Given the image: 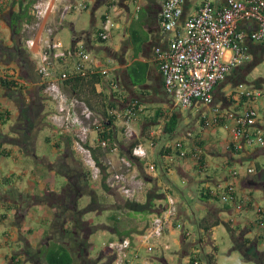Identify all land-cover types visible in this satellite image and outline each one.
Masks as SVG:
<instances>
[{"label":"crops","instance_id":"obj_1","mask_svg":"<svg viewBox=\"0 0 264 264\" xmlns=\"http://www.w3.org/2000/svg\"><path fill=\"white\" fill-rule=\"evenodd\" d=\"M130 1L92 0V4L88 5L84 11L88 14V23L84 22V19L82 20V13L73 14L72 19L77 22L81 20L84 26L78 30L73 28L74 42L72 35L70 45H66L65 48L71 49L75 42H82L90 52L96 68L103 65L114 67V75L119 81L121 93H111L103 81L100 89L94 88V93L97 96L93 95L91 98L88 88H82L80 91L84 97H88L94 109L102 112L109 107L107 103H111V107L122 109L131 99L139 98L146 104L147 108L137 125L139 135L136 138H140L143 129H147L146 131L154 132L155 139L159 138L164 142L168 139L170 144L180 141L183 144L182 149L186 151L185 157L175 159L173 174H169L165 169V154L160 153L163 146L158 147V142H156L153 150H149V159L156 163L157 173L151 181H147V185L149 189L154 188L153 184L157 185V192L162 187H169L178 199V220L185 227L186 224H189L193 236L190 239L185 238L180 229L166 231L161 240L162 247L150 257L147 256L142 247L140 248L139 252L142 259L149 258L151 264H189L186 263V260L188 261L189 256L194 253L195 259L201 263L203 261L205 264V259L202 258L209 254L213 257V264H216L215 242L211 239V235L213 238L215 231L219 228H224L229 232L231 241L235 247L239 248L243 259L254 260L252 251L259 252V256L263 258L264 206L255 193L264 188V147L249 145L241 138L237 141L238 147L235 148L231 134L224 127L203 128L202 118L204 115L211 116L212 111L211 105L199 102L194 103L189 108V116H193L194 121L189 117L182 116V119L179 118L174 135L163 134L164 122H153L155 119H150V117L155 114L156 109L173 111L174 106L173 104L171 108L166 106V101H171V99L165 94L162 77L155 62L154 51L157 47L167 49L175 31L163 30L160 23L161 7L159 0H132L133 6H131ZM202 1L183 0V13L178 28L182 29L184 19L192 14ZM209 1L215 7H220L223 4V0ZM20 3L21 0H0V264H19L21 261L24 264H45L40 255V249L53 241L60 243H68L69 241L66 233H63L66 227L63 230L59 228L53 233L55 222L59 225V219L61 218L63 221L66 217L60 214L62 211L58 207L59 199L65 187H62L61 190L56 188V190H51L46 182L49 180L50 174L56 170L54 165L56 159L65 150L63 147L64 139L61 140L60 136L53 134L52 131L47 132L41 138L40 132L45 128L42 126L35 127L36 124L33 122L30 124V130H27L26 127H16L19 128L16 131L20 137L17 138L18 140L14 139L13 142H9V138L3 131L5 128L10 129L12 122L22 124V126L27 125V119L16 121L20 113L19 103L22 98L28 102L38 97L41 103V115L45 112L51 114L55 110V105L49 99L45 100L42 95H37L38 91L37 93L34 92L41 85L35 63L42 46L38 37L43 35L49 22L52 23L58 18L60 12H58L57 6V12L47 14L40 19L36 18L35 25L30 24L34 25L33 32L19 38L13 35L10 30L9 18L14 11L18 10ZM106 11H113L117 20L120 21V25L112 30L106 45L96 40L93 43L92 37L94 35V39H97L94 33L98 31ZM88 26L89 28H87ZM254 27L253 23L244 21L238 24L239 30L248 31ZM22 30L24 29L22 28ZM30 38L35 40L32 46L26 43ZM14 43L19 44L21 50H14ZM243 44L250 51L251 58L248 62L233 68L226 77L228 80L225 79L226 82L225 80L221 81L214 88L211 104L214 103L213 105H216L218 110L238 112L249 103L245 99L236 102L230 98L231 90L238 83L242 82L254 88H264V42L257 43L245 39ZM5 47H8V50H4ZM22 51L28 54L31 64L25 62ZM59 53V51H54L56 69L59 71L66 70L73 59L69 54L65 64L57 57ZM136 66H145L146 70L143 82L134 85L129 70L138 68ZM1 70L7 74L13 73L15 79L20 82L11 81L20 85L22 90L2 84L1 80L10 81V79L3 78ZM248 76L252 77L251 81L246 80ZM226 86L227 90H224L223 88ZM30 95H35V97L31 99ZM216 96L218 97L215 98ZM263 103L264 101L256 103L260 113V107ZM33 120L31 119V121ZM7 121L11 124L8 125ZM256 126L264 129V115L262 113L257 119ZM37 130L38 133L36 134ZM111 135L118 142L124 140L118 128L113 129ZM32 136L33 139H31ZM40 139L52 147V154L54 158L56 156L52 161L48 156L35 154V147ZM141 141L144 140L141 138L138 142ZM197 143L202 144L201 149L198 148L202 155L200 164L189 157L194 148L197 150ZM12 149L19 152L16 154L17 156L13 154ZM23 153L30 156L28 161L20 158ZM173 154L177 155L176 153ZM8 155H12L15 163L19 164L20 167L15 166L16 164L10 165L4 159V156ZM236 167L242 169L254 167L255 171L251 174L243 173L239 177H233L230 170ZM192 169H197L194 171L200 174L196 175ZM17 171L25 174V178L19 181L18 186L9 184L10 176ZM221 181L235 184L239 201L243 195H248L249 199L241 209L235 208V204L232 202L220 201L217 196L199 200V190L202 187L204 193L208 191L213 195L212 192L216 191V185ZM178 182L182 184L181 187H178ZM172 184L174 188H177L172 189ZM90 188L98 192L96 187ZM34 204L40 208H33ZM150 215L151 213L148 214L149 217ZM69 219L68 217V221ZM208 225L212 226L204 230L203 227H208ZM115 230L110 232L102 229L100 232L103 234L109 232L113 239L122 238L118 237ZM123 230L126 229L123 228ZM137 234L133 232L131 235L136 236ZM250 256L251 258H248ZM143 261H138L136 264H145Z\"/></svg>","mask_w":264,"mask_h":264},{"label":"built area","instance_id":"obj_2","mask_svg":"<svg viewBox=\"0 0 264 264\" xmlns=\"http://www.w3.org/2000/svg\"><path fill=\"white\" fill-rule=\"evenodd\" d=\"M55 1L38 0L32 5L31 14L40 19L57 12ZM159 1L160 23L163 30L175 31L167 49L157 47L154 51L165 94L171 99L173 106L180 110L189 109L196 102L210 105L213 101L214 88L226 79L233 68L250 60V51L243 44L245 39L257 43L264 42V0H223L220 7H215L209 0H203L197 9L184 19L182 29L178 28V24L183 13V0ZM80 6V10L87 8L84 3ZM72 9L73 5L70 3L64 7V12ZM112 14L113 11H106L103 14L97 31V39L100 41L108 40L112 30L120 25V21ZM243 21L253 23L255 27L248 31L239 30L238 24ZM34 25L25 23L22 28L32 29ZM56 30L55 26H46L43 35L38 37L42 46L35 63L43 91L55 105V110L49 118L57 127L71 126L76 129L73 150L81 156L91 180L100 183L103 181L108 190L119 193L126 200L135 201L143 186L138 167L150 177L156 176L157 173L156 163L149 159V150H153L157 144L154 132L149 130L148 138L134 142L139 135L137 125L146 112V104L139 98H133L122 109L114 107L106 109L107 114L112 116L111 124L108 119H105L104 123L96 118L92 121V125L97 127L98 135L93 138L98 144L96 147L106 153L104 158L101 156L95 159L93 145L87 142L92 111L77 96L67 94L61 85L73 76L87 77L99 74L111 93H121L122 89L114 75V67L103 65L96 68L90 52L82 42H75L71 49L64 48ZM34 41L30 38L26 43L32 46ZM54 51L60 52L57 57L65 64L66 58L71 55L73 60L66 70L56 69ZM1 74L3 78L16 80L13 73L7 74L1 70ZM101 80L94 83V88H101ZM230 98L236 102H241L244 98L249 103L238 112L213 108L211 116L204 115L202 118V127H224L231 134L235 148L238 147L237 141L241 138L249 145L264 147V129L256 126L260 114L264 115V103L260 107L261 113L256 106V103L264 101V88L238 83L231 90ZM79 104H82L81 110ZM161 122L164 121L160 119L159 123ZM115 127L120 129L124 140L130 141L126 148L119 144L114 136L111 140L99 137L100 132L108 131L111 134ZM164 146L178 149L177 155L171 152L165 155V169L169 174H173L175 159L185 157L186 151L181 148L180 141L173 144L167 142ZM110 156L116 158L114 165L108 159ZM199 157L200 150L195 148L190 158L196 162ZM254 171V167L246 169L236 167L230 170V174L239 177L243 173L251 174ZM138 176L140 179H137ZM158 193L163 195L165 203L158 205V210L151 213L145 227L137 234L139 239L133 240L130 236H125L103 243V247L111 251L109 264H136L141 260H144L145 264H151L149 258L142 259L139 252L141 247L150 257L162 247L161 240L166 231L180 229L185 238L190 239L193 236L192 231L178 220V199L169 187H162ZM212 193L224 203H234L237 209H241L249 199L245 194L239 201L235 184L228 181L218 183L216 191ZM193 264L202 263L195 259Z\"/></svg>","mask_w":264,"mask_h":264},{"label":"rangeland","instance_id":"obj_3","mask_svg":"<svg viewBox=\"0 0 264 264\" xmlns=\"http://www.w3.org/2000/svg\"><path fill=\"white\" fill-rule=\"evenodd\" d=\"M70 3H71V5H73V9L71 11L65 13L64 7ZM83 3L86 4V6L88 7V5L92 4V0H56L55 1V5L58 6V8H59L58 12H60V14H59L57 19L52 21V23L49 22V25H47V26H52V27L55 26L57 28V30H56L57 36L60 37V39L62 40L64 48L66 45H70V43H71L72 35H73V28H74V30H78L84 26L81 20H80V22H77V21H74V19H72L73 14L78 15V14L82 13L83 14L82 20L84 19L83 21L84 22L86 21L87 23L89 21L88 14L86 12H84L85 10L79 9L81 7L80 5ZM130 4H131V6H133L132 0L130 1ZM61 14H62V16H61ZM112 15L116 16L114 13ZM87 28H89V26ZM23 32H24L23 33L24 36L25 35L27 36V35L31 34L32 29L27 28V29L23 30ZM94 34H95V38H97V32ZM92 40H93V43H94V40H96L97 42H99L101 44H105V45H106V41H109V39L106 41H100L99 39L98 40L94 39V35L92 37ZM261 65L263 67V64H261ZM35 69H36V66H35ZM226 80H228V79H226ZM226 80H225V82H226ZM246 80L251 81L252 77L248 76ZM38 89L39 88H36L34 90V92L37 93V91H39ZM223 89L227 90V86L224 87ZM67 94L71 95L70 93H67ZM41 95H42L43 99H45V100L48 99L46 97V94L44 93V91L41 92ZM76 96L79 100H82L86 105H88L87 99L83 95L78 94ZM29 97L32 99L35 97V95L34 96L30 95ZM217 97L218 96H216L215 98H217ZM36 100H38V97H36L35 100H31L28 102L25 101V103L31 104L34 106L36 104L35 103ZM216 102H220V101H216ZM213 104H210L211 105V111L213 108H217V106L213 105ZM166 106L171 108L172 107V101L167 100ZM88 107L92 111V115L90 117V122H91L90 127H89L90 130L87 132V142H90L93 145V148L95 149V152H96V155L98 158L99 157L101 158V156L104 158L106 156V153L104 151H102L101 149L96 147V146H98V144L93 139L94 137H97L98 134H96L97 127L95 125H92V121L95 120V118L100 119V117L90 108L89 105H88ZM79 109L80 110L82 109V104H79ZM166 111H169V110L165 109L164 112H166ZM173 111L178 114L180 119H182L183 117H189V119H192L194 121V117L189 116L190 115L189 109L180 110L177 107H174ZM22 114L19 113V115L16 118V121L19 119H27V121L29 123H27V125H25L24 127L29 128L30 123L33 122L34 124H36L35 127L42 126L45 128L44 130H42L40 132L41 138H42V136L47 134V132H51V131L53 134H56L58 136H60L62 134L63 135L66 134V135H69V137H70L71 141H70L69 145H67L66 141L64 140L63 147L65 150L62 152L63 155H61L59 161L58 162L56 161V163L54 164L56 166V170H55V172L50 174L49 180L46 181L48 187L51 190L52 189L61 190V188L66 185V179L67 178L65 175H63V173H65V174L67 173V177H69V180L74 181V182L71 181V182H73V183H71V185L69 184L70 190H68L69 193H67V194H69V195H67L68 198L71 197L73 199L74 206H73V204L71 206L69 204V205H67V209L70 210V207H72V206H73V208H75V207L76 208H78V207L84 208L90 200V194L92 195L95 193L98 196L99 204L95 205L96 209L94 211L87 212L84 215L85 220H88L89 223H91L92 225H94L95 227L98 228L89 237V243H90L89 249H88L89 256L96 258V257H99V255L101 253H104L105 256H108L111 252L108 248L103 247V243H106L108 240L113 239L112 238L113 236L110 235L109 232H107L106 234L105 233L103 234L102 232H100V230L106 229L110 232H114L115 229H117L118 231H122L123 228H125V229H134V231L137 232V231H141L144 228V226L146 225V222H147V218L149 217L148 216L149 213L131 212L125 208L118 207V205L121 206L122 203L126 200L122 195H120L117 192L110 191L108 189L105 190L102 187V185L100 184V182H98V181L91 180V181H88L86 183V180H84V178H83L84 174L82 173V171L85 172L86 168H85V166L81 160V156L75 150H73V145H74V140H75L74 133H75L76 129L72 128L71 126H67V127L55 126L52 123L51 119L49 118L50 112L49 113L45 112L43 115L40 114L39 118H32V116H33L32 114H29L26 116L24 113H22ZM31 119H34V120L31 122ZM84 120L88 121L87 119H84ZM7 124L10 125L11 122L7 121ZM16 127H23V126H22V124H17V123L15 124L12 122L11 128L10 129L5 128L3 131V133H5V135H7V137L9 138V142H13V140L18 135V132L16 130H19V128H16ZM116 128H118V127H115V129ZM220 130H222V129H220ZM119 131H120V129H119ZM182 131H184V130H182ZM222 131H224V130H222ZM37 133H38V130H37L36 134ZM36 134H35V136H36ZM31 139H33V136L31 137ZM60 139L63 140L64 138H60ZM92 139H93V141H92ZM167 140H165V142ZM129 142L130 141L121 140L119 142V144H121V145L123 144L124 148H126V145L129 144ZM156 142H158V147L166 145L165 142L159 138L157 139ZM35 148H36L35 154H37V155L43 154L45 156H48V158H50L51 161H52V159L56 158V156L54 158V156L52 154L53 153L52 147L49 144L45 143L43 141V139H40L38 141L37 146ZM12 152L15 155L17 153H19V152H16V150H14V149H12ZM103 152L105 153V155ZM156 153H158V152H156ZM22 155L23 156H21L20 158H22L23 160L26 159L27 161L29 160L30 156L28 154L23 153ZM4 159L7 162H9L10 165L16 164L12 155L4 156ZM108 159L113 162V165L116 163L115 156H110V157H108ZM155 161L157 162V160H155ZM15 166L20 167L19 164H16ZM140 170H141L140 167H138V171L140 173V176H142L143 186L140 189V193L137 197V200H135V201H141L142 202L145 199L147 190H149L148 185H147V181H149V180L151 181L153 179V177L145 175ZM194 170L197 171V169H194ZM194 170L192 169V172H194L196 175L200 174ZM140 176H138L137 179H140ZM24 178H25V174H21L20 171H17L13 175L10 176L8 182L11 185L18 186L19 181L21 179H24ZM27 178L29 179V176ZM85 183L88 185H86ZM176 183H177V181H176ZM153 185H154V188L157 189V185H155V184H153ZM181 185L182 184L180 182H178V187H181ZM90 187H92V188L96 187L98 192H96L95 190H92ZM171 187H172V189L177 188V187L174 188L173 184L171 185ZM256 192L257 193H255V194L258 197V200L264 206V188L259 189ZM64 193L66 194V191H64ZM172 194L175 195L174 193H172ZM155 202H156V206L164 205L165 200L163 198H161L160 200L157 199ZM33 206H34L33 208H35V209L40 208L36 204H34ZM113 216L115 217V219L113 218ZM55 224H54L55 226H58L57 222H55ZM186 228L190 229L191 227H189V224H186ZM131 237L133 239H139L137 235L136 236L131 235ZM211 239L214 240V242H215L214 243V245H215L214 252L216 253V264H257L254 260L243 259V255H242L241 251L239 250V248L234 246L233 242L231 241V237L229 235V232L224 230V228L223 229H221V228L217 229L213 235V238L211 235ZM45 248L46 247H43L42 249H40L41 250L40 255H42L44 253V251L47 249V248L46 249ZM171 251H173V250L171 249ZM194 255H195L194 253L192 255H190L188 258V261L186 260V263H190L189 260L191 257H194ZM105 256H103V258ZM196 256H197V254H196ZM202 259L203 260L205 259L204 262H205V264H207L205 256ZM19 264H24V263L21 261ZM202 264H204L203 261H202Z\"/></svg>","mask_w":264,"mask_h":264},{"label":"trees","instance_id":"obj_4","mask_svg":"<svg viewBox=\"0 0 264 264\" xmlns=\"http://www.w3.org/2000/svg\"><path fill=\"white\" fill-rule=\"evenodd\" d=\"M38 0H21V3L19 4L18 10L14 11L10 18H9V27L10 30L13 32V35L21 38L24 36L22 26L25 23L33 24L36 22V18L31 14V8L32 5L37 2ZM74 34H73V42H74ZM14 50L20 49V45L17 43L13 44ZM8 50V47H5ZM21 50V49H20ZM23 57L25 62L27 64H31V61L29 60L28 54H26L25 51H22ZM25 52V53H24ZM24 62V61H22ZM30 66V65H29ZM30 67H33L32 65ZM138 67V66H136ZM141 67V68H140ZM138 68H131L129 70L130 77L132 79V83L134 85L141 84L145 78V66H140ZM230 73V72H229ZM100 75L99 74H92L87 77H70L68 80L62 83L61 87L66 93H70L71 95H78L80 93L82 88H88L89 90V96L92 98L93 95H96L94 93V83L99 82ZM102 81V80H101ZM2 84H5L7 87H16L20 91L22 90V87L18 85L15 81H7V80H1ZM39 91L37 93L41 95V92L43 91V85H40L38 87ZM84 96V95H83ZM87 99V103L90 106V108L100 117V120L102 123H104L105 119H108L109 124L112 122V116L107 114L106 109L102 112H98L96 109H94L93 105L90 103L88 97H85ZM244 98H242V101ZM35 105L27 104L25 103V100L22 98V100L19 103V110L20 113H24L25 116L32 114V118H39L41 113V103L40 99L35 101ZM38 105V106H37ZM107 108L111 107V103H107ZM23 115V114H22ZM150 119H155L153 122H159L158 120L161 119L164 121L163 123V134L172 136L175 134V130L178 126L179 116L174 111H167L164 112L161 109H156L155 114L150 117ZM28 122V121H27ZM29 123V122H28ZM202 123V120H201ZM31 124V123H30ZM106 125V124H105ZM104 125V126H105ZM147 130V129H146ZM143 129L141 132L140 138H136L134 142H138L141 138L145 140L147 137V131ZM99 137L101 138H107L108 140L112 139V135L108 131H104L103 133H99ZM60 138H64L67 145L70 144V137L69 135L62 134L60 135ZM48 140V138H47ZM157 141V138L155 139ZM197 148L201 149L200 143H197ZM183 147V144L181 143V148ZM160 150L161 154L167 155L169 152L178 154V149H172L171 147L163 146ZM195 150V148H194ZM93 155L95 159H98L95 149H93ZM189 157H191V153L189 154ZM202 161V155L200 154V157L196 160L197 164H200ZM199 167V166H198ZM197 168V167H196ZM84 175L86 177H89V173L87 171L84 172ZM102 187L107 190L108 188L104 185L103 181L100 183ZM91 195V194H90ZM215 194H210L208 191L204 193L203 187L201 190H199L198 198L199 200H204L205 198H215ZM163 197L161 193L157 192V189L151 188L147 190L146 196L144 201H131V200H125L122 205H118V207H122L127 209L131 212H146V213H152L158 210V206H156V200H160ZM99 204L98 196L94 193L90 196V200L87 203V205L81 209V210H75L73 212H70V224L71 227L65 228L63 230V233H66L68 238V243H60L57 241H53L49 243L48 246H46V250L41 255L44 259L45 264H109V260L106 259V261L103 259V254H100L99 257L93 258L89 256V237L92 233H94L98 228L89 223L88 220L82 219V215L94 211L96 209L95 205ZM115 219V217L113 216ZM208 227H203L204 230H207ZM58 228V229H57ZM56 230H59V225L55 226V229L53 230V233L56 232ZM118 237H124V236H130L134 231V229H126L125 231H118L115 230ZM136 233H141V231H137ZM207 264H213V257L209 254L205 256ZM195 260V257L190 258V264H193V261ZM254 261L257 264H264L263 258L260 260L254 259Z\"/></svg>","mask_w":264,"mask_h":264},{"label":"flooded vegetation","instance_id":"obj_5","mask_svg":"<svg viewBox=\"0 0 264 264\" xmlns=\"http://www.w3.org/2000/svg\"><path fill=\"white\" fill-rule=\"evenodd\" d=\"M32 122V121H31ZM25 126V124L23 125V127ZM27 128V130H30V128H31V126H29V128L28 127H26ZM16 130V129H15ZM22 132V131H21ZM18 137H20V135H17L16 136V138H15V140H18L17 138ZM61 155H63V153H61L60 154V156ZM60 156H58V158L56 159V161L58 162L59 161V159H60ZM85 171H87V170H85ZM88 172V171H87ZM82 173L84 174V171H82ZM63 175H65L66 176V185L64 186L65 187V189L63 190V194L61 195V197H60V199H59V202H58V207H59V209H60V211H62V213H60V214H62V215H65L66 217H64V220L62 221L61 220V218L59 219L60 221H59V228H62V229H64V227H66V228H69L70 229V227H71V224H70V220L71 219H69V221H68V217L70 218L71 216H70V212H73V211H75V210H81V208L82 207H78V208H73V206H74V204H73V199L71 198V197H69L68 198V196L67 195H69V194H67V193H69V191L68 190H70V187H69V184L71 185V183H73L74 181L73 180H69V177H67V173L65 174V173H63ZM84 180H86V183L88 182V181H91V179H90V177H86L85 175H84ZM71 181H73V182H71ZM85 183V184H86ZM86 185H88V184H86ZM64 191H66V194L64 193ZM73 197V196H72ZM70 204V206L73 204V206L72 207H70V210H68L67 209V205H69ZM83 209V208H82ZM57 210H58V208H57ZM70 211V212H69ZM59 214V215H60ZM86 214V213H85ZM85 214H83L82 215V219H84L83 217H84V215ZM58 216V215H57ZM67 219V220H66ZM85 220V219H84ZM251 249V248H250ZM251 252V251H250ZM252 253V258L254 257V259H257V260H260L261 259V257L259 256V252H257V253H255L254 251H252L251 252ZM101 254H103V256H105L104 255V253H101ZM249 255V254H248ZM248 258H251V256L250 257H248ZM105 261H106V259H108L109 260V263H110V256L108 255V256H105L104 258H103ZM196 260H198V259H196ZM199 261V260H198ZM263 261H264V251H263ZM190 264V263H189Z\"/></svg>","mask_w":264,"mask_h":264},{"label":"bare ground","instance_id":"obj_6","mask_svg":"<svg viewBox=\"0 0 264 264\" xmlns=\"http://www.w3.org/2000/svg\"><path fill=\"white\" fill-rule=\"evenodd\" d=\"M60 14V13H59ZM33 32V31H32ZM63 133V132H62Z\"/></svg>","mask_w":264,"mask_h":264},{"label":"clouds","instance_id":"obj_7","mask_svg":"<svg viewBox=\"0 0 264 264\" xmlns=\"http://www.w3.org/2000/svg\"><path fill=\"white\" fill-rule=\"evenodd\" d=\"M242 83V82H241ZM245 84V83H244Z\"/></svg>","mask_w":264,"mask_h":264}]
</instances>
